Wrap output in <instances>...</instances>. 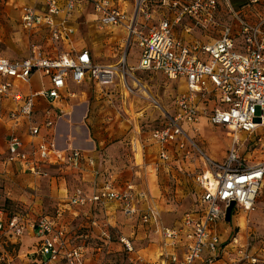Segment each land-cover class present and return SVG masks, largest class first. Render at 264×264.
Segmentation results:
<instances>
[{
	"label": "built area",
	"instance_id": "built-area-1",
	"mask_svg": "<svg viewBox=\"0 0 264 264\" xmlns=\"http://www.w3.org/2000/svg\"><path fill=\"white\" fill-rule=\"evenodd\" d=\"M263 1L246 0V3L252 6ZM87 3L92 6L99 29L122 28L126 33L128 50L117 68L97 64L88 49L50 53L34 46L33 53L23 59L0 55V119L21 128V132L9 136L4 162L41 178H52V170L58 168L81 170L86 164L103 179L100 189L92 193L79 189L64 207L57 209L54 217L43 216L31 223L39 244L29 263L96 264L91 251L94 248L89 244H72L62 219L68 211L80 214L71 211L72 207L83 209L88 215L86 207L96 209L104 207L105 202H117L126 218L139 214L144 226L154 224V233L163 242L154 261L138 255L129 256L125 264H235L222 258L228 246H223L221 224L227 222V210L233 203L232 210L237 207L247 212L254 210L264 186V160L246 165L239 153L242 133L253 136L264 133V18L255 23L241 21L237 30L225 24L217 38L205 42L190 34L197 27L206 30L217 24L220 0H158L164 12L159 23L149 29L152 14L148 3L152 0H137L132 12L124 0H33L20 5V23L28 31L44 27L52 42L70 44L76 31L73 13ZM165 11L173 14L166 15ZM180 24L184 25L183 33L191 38L177 34L175 26ZM133 41L139 51L138 63L131 67L128 60ZM136 70L158 71L185 86L174 111H163L165 119L161 127L151 133L152 141L159 147V160L169 162L175 158L191 163L199 152L205 165L196 175L197 205L183 214L178 227L161 224L146 191L133 184L117 188L113 174L98 167L97 159L89 154L91 150L73 143L60 146L55 137L57 121L66 111L64 107L76 97L73 85L91 82L107 94V88L117 85L115 80L120 78L129 94L139 84L132 73ZM35 74L47 77L49 84L40 91L27 92ZM127 78L133 83L129 84ZM38 98L48 102L43 109L44 121L35 118L40 110ZM202 119L228 129L231 147L224 162L201 151L190 133H199ZM186 124L191 131L185 128ZM132 143L137 147V143ZM92 219L91 226H97L98 219ZM27 227L19 217H9L0 209V237H21ZM120 240L127 253L135 251L129 239ZM228 244L240 260L252 263L259 260L248 254L238 237H231ZM107 245L100 244L97 249Z\"/></svg>",
	"mask_w": 264,
	"mask_h": 264
},
{
	"label": "rangeland",
	"instance_id": "rangeland-1",
	"mask_svg": "<svg viewBox=\"0 0 264 264\" xmlns=\"http://www.w3.org/2000/svg\"><path fill=\"white\" fill-rule=\"evenodd\" d=\"M24 1L30 2L0 0V55L11 59H23L33 53L34 46H39L50 53L87 48L94 54V62L97 64L117 65L128 50V42L123 31L116 29L113 32L106 30L98 32L94 26L86 22L85 17L77 20V32L70 44L52 42L48 30L44 27L28 31L20 23V11L17 8ZM136 1L127 0L131 12ZM245 2L246 0H220L216 13L217 24L209 26L206 30L197 27L190 35L205 42L217 38L225 24L237 30L241 21L255 23L264 18V1L252 6ZM148 4L152 16L147 29L157 25L164 12L158 6V0H152V3ZM165 13L173 14L171 11ZM175 27L178 35L185 34L184 25ZM188 35L185 34V37ZM137 48L133 41L129 56L135 55ZM131 57L130 64L136 65V61ZM132 73L139 84L129 94L121 87L120 78L115 80L117 85L111 86L109 93L104 97L98 98L91 85L88 87L84 84L76 88L78 95L73 103L70 102L69 106L64 107L66 111L57 121L55 137L57 136L60 146L73 143L98 153L106 168L111 172L121 173L118 177L121 180L124 173L132 174L133 180H140L139 173L136 172L140 171L144 175V181L150 182L152 192L149 196V198L152 196L150 202L156 207L160 220L165 225L175 226L185 212L197 205L199 187L196 175L205 169V165L199 152H196L197 158L191 163L175 158L163 162L156 157L158 146L156 147L152 141L151 133L155 128L161 127L165 119L163 111L168 113L174 111L177 97L183 88L158 71L136 70ZM127 79L129 84L133 83L130 78ZM33 86L41 87L38 77L34 79ZM39 99L42 106L39 105L40 110L35 113V118L44 121L43 106L48 104L42 102L43 98ZM260 113L258 109L257 116ZM91 118L95 120L91 121ZM198 126L199 133L190 132L195 136L197 146L210 158L224 162L231 147L228 129L213 126L206 119H202ZM185 128L188 131L192 130L187 124ZM20 129L0 119V209L9 217H19L27 226L29 225V228L27 227L23 236L18 238H14L13 235L0 237V264H31L29 262L33 261L32 254L39 244L38 237L31 229V223L43 216L54 217L57 209L64 207L77 190H85L77 171L70 168L52 170L54 175L52 178H41L8 166L3 160L7 141L10 134L19 133ZM241 137L239 153L242 162L253 165L263 161L264 133L254 136L242 133ZM131 141L137 143L139 150H132ZM141 145H144L142 168L135 165L137 151L140 154L138 162L141 163L142 160ZM157 166L158 171L155 170ZM85 192L90 193L89 190ZM104 204V207L98 206L96 209L86 207L88 215L84 214L83 209L77 210L78 207L71 209L80 211L78 216L69 211L64 215L61 224L68 228V237L71 238L72 244H89L90 248H94L91 251L94 252L96 264H125L129 256L138 255L154 261L160 251L159 236L146 228L133 235L134 229H137L133 227L135 222L127 221L120 205L116 202ZM90 216L98 219L97 226H91L93 217ZM221 232L223 246H228L222 256L224 260L235 261V264H264V186L257 198L255 209L247 212L237 207L232 210L231 219L222 223ZM122 236L131 239L135 251L126 252L120 241ZM233 236L238 237L240 242L246 245L248 254L258 257L259 260L255 263L247 259L240 260L238 253L228 244ZM100 244L109 245L98 250L97 246Z\"/></svg>",
	"mask_w": 264,
	"mask_h": 264
},
{
	"label": "crops",
	"instance_id": "crops-1",
	"mask_svg": "<svg viewBox=\"0 0 264 264\" xmlns=\"http://www.w3.org/2000/svg\"><path fill=\"white\" fill-rule=\"evenodd\" d=\"M33 0H30V2L28 1V2H26V3H31ZM62 2H65L66 0H61ZM124 1H126L127 2V0H124ZM232 1V0H231ZM23 3H25V1L23 2ZM23 3H21V4H19L18 5V7L17 8H19L20 7V5H22ZM246 3V2H245ZM19 15H20V13H19ZM90 16V17H89ZM83 17H85V19H86V22H88L89 24H91L92 26H94L95 28H96V30L98 31V32H100V31H102L101 29H99L98 27H97V24H96V22L94 21V18H95V16L93 15V9H92V6H91V4H89V3H87V4H85L83 7H81V8H79L78 10H76L75 11V13H73V26L75 27L76 25H77V20H79V19H83ZM89 17V18H88ZM80 22V21H79ZM75 29H76V31H75V33L73 34V36H72V39H74V37H75V34H76V32H77V26L75 27ZM116 29H120L121 31H123V33H124V35L126 36V33H125V31L122 29V28H116ZM115 29V30H116ZM103 31H104V29H103ZM106 31H108V32H113L114 30H106ZM191 37H192V35H191ZM190 37V35H188V37H185L186 39H189V38H191ZM131 48V47H130ZM83 49H87V48H83ZM138 49V51H139V48H137ZM89 50V49H88ZM90 51V50H89ZM138 51L135 53V55L133 54V56L131 57V56H129V58L131 57V58H133V60H135L136 61V65H137V63H138V59L136 58V56H137V54H138ZM91 52V51H90ZM91 54H92V57H93V59L95 60V57H94V54L91 52ZM128 64L131 66V67H133V66H136V65H131L130 64V62H129V60H128ZM38 77V79H39V82H40V84H41V87H39V88H37V87H35V86H33V81H34V79H36ZM175 82H177V83H179L180 84V86L183 88V90H185V86H184V84L183 83H181V82H178V81H175ZM48 84H49V80H48V78L47 77H43V76H41L40 74H35L34 75V78H33V80H32V83H31V86H29V91L28 92H31V91H40V90H42L43 88H46L47 86H48ZM85 85H88V87H90V85L94 88V92L97 94V97L99 98L100 96L101 97H104V95H107L108 93H109V89H110V87L111 86H109L107 89V94H105V93H102L101 92V89H100V87L98 86V85H95V84H93V83H91V82H86V83H84ZM84 84H82V85H73L72 86V89L74 90V91H76L77 89L76 88H78V87H81V86H83ZM121 84V83H120ZM121 87H122V85H121ZM28 90V88H26V91ZM182 90V91H183ZM181 92V91H180ZM77 93V92H76ZM77 95L78 94H76V97H77ZM75 97V98H76ZM75 98H73L70 102L71 103H73V100L75 99ZM38 100H40L39 98H38ZM42 102L44 103V104H48V102L43 98L42 99ZM39 105H41V103H40V101H38V107H39V109H40V106ZM42 106V105H41ZM47 105H44L43 107L45 108ZM72 107V106H71ZM43 108V109H44ZM73 111V110H72ZM95 119L94 118H91V121H94ZM21 132V131H20ZM59 136H60V134H59ZM132 142V141H131ZM132 145V144H131ZM78 146V145H77ZM138 147V146H137ZM136 146L134 147V146H132V150L133 151H135V149L136 150H139V147L137 148ZM156 147H157V145H156ZM86 149V148H85ZM157 149L159 150V147H157ZM158 150H157V152H158ZM137 153H138V151H137ZM137 153H136V155H137ZM89 154L90 155H92V156H94L96 159H97V163H98V167L104 172V173H111V174H113V176H114V179H115V184H116V186H117V188H119V189H125L129 184H133V185H135V186H137L139 189H141V190H143V191H146L148 194H149V196L151 195V186H150V182H145L144 181V175H142L141 174V172L140 171H136L137 173H139L138 175H139V179L140 180H137V179H134L133 180V176H132V174H128V173H124V176H123V180H121V179H119L118 177L121 175V173H119V172H116V171H110L108 168H106L105 167V164H104V161H101L100 160V156L98 155V153H95L94 151H90L89 152ZM158 156V154L156 155V157ZM135 159H137V156H136V158ZM141 163H139L138 162V160L135 162V165L136 166H140L141 168L142 167H144V145H142V149H141ZM4 160V159H3ZM115 162V161H114ZM178 162V161H177ZM92 169L89 167V166H87L86 164H84L83 165V168H81V170H74V171H77L76 173H78V177H80V181H81V184H82V187L83 188H85V190H89L90 191V193H92V192H94V191H96V190H98V189H100L101 188V186H102V181H103V179H102V177L101 176H96L95 174H93V172L91 171ZM155 170L156 171H158V169L157 168H155ZM80 173V174H79ZM120 180L122 181L121 183H123L125 186H123L121 183H120ZM136 180V181H135ZM139 181V182H138ZM150 181V180H149ZM152 184H153V182H152ZM83 190V189H82ZM84 190V191H85ZM150 198H152V196L150 197ZM114 203V202H113ZM117 203V202H116ZM90 208H92V206L90 207ZM121 208V207H120ZM143 209H144V205H143ZM122 212V211H121ZM124 215V214H123ZM125 217V216H124ZM126 218V217H125ZM127 219V221L128 222H135V225L133 226V227H136L137 229H134V231H133V235H135V233H137L138 231L140 232L141 231V229L143 228H146V229H150L152 232H153V234H155L154 233V230H155V225L154 224H152V225H145L144 226V224H142L141 223V220H140V216H139V214L138 215H136L134 218H132V219H129V218H126ZM160 219V218H159ZM161 221V220H160ZM181 222V221H180ZM180 222L178 223V225H175V226H168V225H165L164 223H162V221H161V224H163L164 226H167V227H178L179 225H180ZM221 226H222V224H221ZM29 228V227H28ZM93 230H96L95 228H93ZM156 235V234H155ZM122 237H125V238H127V239H129V241L132 243V241H131V239L130 238H128V237H126V236H122ZM158 240H159V242H160V244H163V242H162V239L160 238V237H158ZM121 241V240H120ZM123 244V243H122ZM133 244V243H132ZM151 259V258H150Z\"/></svg>",
	"mask_w": 264,
	"mask_h": 264
},
{
	"label": "water",
	"instance_id": "water-1",
	"mask_svg": "<svg viewBox=\"0 0 264 264\" xmlns=\"http://www.w3.org/2000/svg\"><path fill=\"white\" fill-rule=\"evenodd\" d=\"M233 206H234V203L227 210V215H226L227 221H230V219H231V213H232Z\"/></svg>",
	"mask_w": 264,
	"mask_h": 264
},
{
	"label": "bare ground",
	"instance_id": "bare-ground-1",
	"mask_svg": "<svg viewBox=\"0 0 264 264\" xmlns=\"http://www.w3.org/2000/svg\"><path fill=\"white\" fill-rule=\"evenodd\" d=\"M110 67H112L113 69L117 68L116 65H110ZM145 94H147V93H145ZM147 95H148V94H147ZM136 156H137V160L139 161L140 158L138 159V157L140 156V154L137 153Z\"/></svg>",
	"mask_w": 264,
	"mask_h": 264
}]
</instances>
